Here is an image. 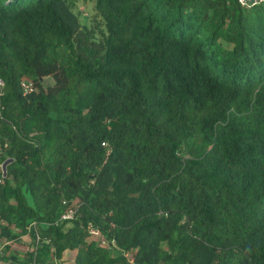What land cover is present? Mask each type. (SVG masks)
<instances>
[{
  "label": "trees",
  "instance_id": "1",
  "mask_svg": "<svg viewBox=\"0 0 264 264\" xmlns=\"http://www.w3.org/2000/svg\"><path fill=\"white\" fill-rule=\"evenodd\" d=\"M95 1L0 0L2 263L264 264V0Z\"/></svg>",
  "mask_w": 264,
  "mask_h": 264
},
{
  "label": "rangeland",
  "instance_id": "2",
  "mask_svg": "<svg viewBox=\"0 0 264 264\" xmlns=\"http://www.w3.org/2000/svg\"><path fill=\"white\" fill-rule=\"evenodd\" d=\"M95 4H96L95 0H76V6H77V10H79L81 22L89 23L91 21V18L97 15ZM69 224H71V222L67 223V225ZM6 241L7 239H5L4 237L0 238V246L2 247L1 255L4 253ZM32 243H33V238L30 233H27V234H24L19 240L13 241L12 247L20 251H26L27 249L31 248ZM1 260L2 259L0 257V264H5V263H2ZM55 264H76L75 263V250H71V249L65 250L62 258L57 259Z\"/></svg>",
  "mask_w": 264,
  "mask_h": 264
},
{
  "label": "built area",
  "instance_id": "3",
  "mask_svg": "<svg viewBox=\"0 0 264 264\" xmlns=\"http://www.w3.org/2000/svg\"><path fill=\"white\" fill-rule=\"evenodd\" d=\"M239 1L244 6H252L256 3L261 2L262 0H239ZM24 85L26 88H32L33 83L32 82H24ZM75 211H76L75 206L69 205L65 209V211L63 212L62 218H65V219L73 218L75 215ZM89 230H90L91 234L101 238L103 240V242H106V239L104 238L103 234L100 232V230L96 226L91 224ZM1 253H2V247L0 246V257H1Z\"/></svg>",
  "mask_w": 264,
  "mask_h": 264
},
{
  "label": "water",
  "instance_id": "4",
  "mask_svg": "<svg viewBox=\"0 0 264 264\" xmlns=\"http://www.w3.org/2000/svg\"><path fill=\"white\" fill-rule=\"evenodd\" d=\"M13 160V157H7L3 162H2V169H3V175H7L8 173V164L10 161Z\"/></svg>",
  "mask_w": 264,
  "mask_h": 264
},
{
  "label": "clouds",
  "instance_id": "5",
  "mask_svg": "<svg viewBox=\"0 0 264 264\" xmlns=\"http://www.w3.org/2000/svg\"><path fill=\"white\" fill-rule=\"evenodd\" d=\"M240 2V1H239ZM244 6V5H243Z\"/></svg>",
  "mask_w": 264,
  "mask_h": 264
}]
</instances>
